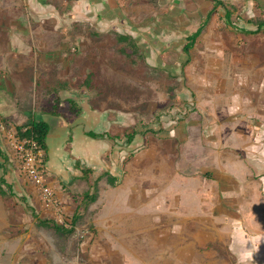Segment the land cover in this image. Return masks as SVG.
Listing matches in <instances>:
<instances>
[{"label": "crops", "instance_id": "crops-1", "mask_svg": "<svg viewBox=\"0 0 264 264\" xmlns=\"http://www.w3.org/2000/svg\"><path fill=\"white\" fill-rule=\"evenodd\" d=\"M161 1L166 6L156 18L138 22L127 20L124 9L115 0H0V47H6L0 52V120L16 131L30 121L50 125L42 161L45 181L67 214L73 210L71 219L77 215L89 217L83 224L98 234L103 233V237L123 239L121 233L133 228L126 225L135 221L136 214H131L137 209H146L148 215L150 211L160 212L155 215L158 228L150 232L155 234V240L168 241L175 236L177 240L209 241L217 238L218 233H225L240 264H250L252 256L264 264V232L252 231V225L257 228L264 223V215L255 210L258 203L264 206V131L261 128L264 106L255 107V102L248 98L244 102L245 94L248 97L260 90L247 89L250 78L242 69L253 59L245 50L249 47L245 37H255L264 30L246 27L250 25V8L254 11L255 5L261 9L264 4L260 2L261 7L252 0H217L221 5L212 0ZM240 5L242 8L233 13V8ZM244 11L245 15L241 13ZM90 12L92 16L100 13L96 21L106 27L128 22V33L148 65L160 68L164 64L175 72H180L184 65L189 75L176 77L190 83L192 93H176L182 97L193 94L199 105L196 111L185 109L183 114L168 119L175 124L171 128L172 136L170 131L161 132L160 137L136 136L123 142L120 148L117 144L120 145L122 136H109L113 135L112 129L120 128L124 122L123 118L116 120V114L120 113L109 111L110 128L103 123L106 130L95 132L101 113L91 114L84 107L89 93L74 87L73 75H35L33 72L34 82L29 80V75H22L31 70L34 60L45 66L47 53L44 57L39 54L38 58H30L35 52L32 47L48 48L49 37L66 32L74 23L89 21ZM116 12L122 15L120 19ZM227 13L230 22L235 16L242 25L245 23L241 30L234 28L232 22L230 25ZM199 29L201 34L190 51L199 59L192 61V56L182 53V48L187 44V37ZM156 31L154 36L149 35ZM196 61L206 64L200 74H197ZM228 64L235 66L236 71L229 68L231 76L224 80L221 75L227 72L223 66ZM27 82L31 88L22 94ZM24 96L30 97L26 106L31 102L26 107L27 115L20 108L25 103ZM190 102L187 108L193 109L194 104ZM55 105L57 110L53 109ZM105 111L108 110H101ZM90 133L102 137L93 139ZM133 140L135 146H132ZM0 176L5 180L1 186L5 190L15 188L22 193L21 186L28 183L39 203L37 191L20 175L2 133ZM85 195L91 198L84 200ZM3 222L0 215V223ZM166 223L174 226L168 227ZM217 225L225 229L217 231ZM183 256L182 251L175 254L179 261Z\"/></svg>", "mask_w": 264, "mask_h": 264}, {"label": "rangeland", "instance_id": "rangeland-1", "mask_svg": "<svg viewBox=\"0 0 264 264\" xmlns=\"http://www.w3.org/2000/svg\"><path fill=\"white\" fill-rule=\"evenodd\" d=\"M254 1L259 6L264 4V0L251 2L254 3ZM116 2L124 9L127 20H138V22L156 18L166 6L161 0H115ZM211 5L213 6L212 2ZM232 7L230 5V8ZM239 8H242V5L234 7L233 13ZM254 8V11L250 8L251 20L249 21L251 22L250 25L246 24L247 28H256L258 21L264 20V5L261 9H258L257 5ZM104 12L105 10L101 11V14ZM241 13L244 14L245 11ZM91 14L90 12L89 21L74 23L66 32H58L49 37L48 43L51 45L48 48L32 47V52H35L30 55V58L35 59L39 57V54L43 56L47 53V57L43 56L45 66H40L39 61L35 63L34 60L31 70L25 71L22 75H29L31 79H28L32 82H34L33 72L35 75H73L75 81L77 78L81 81L86 76L90 77L88 87L91 92H89L88 104H84V107L89 108L90 113L93 111L101 113L100 125L94 131L106 130L103 123H107L110 128L111 121L108 115L116 110L122 114H116L118 117L116 120L123 118L125 123L123 122L118 129H112L113 135L109 136L112 138L122 136L119 137L120 145L117 144L120 148L123 142L126 143L127 136L153 138L160 137L161 132L165 134L166 131H170L169 135L172 136L174 132L171 128L175 124L168 122V119H174L176 115L183 114L185 109L196 111L199 105L195 103V96L191 94V84H186L182 77L180 81L177 80L176 75H189L186 74L184 65L181 66L180 72H175L170 69L172 67L169 68L161 63H159L160 68L157 67L158 65H148L137 43L128 33V22L108 26V28L96 21L98 17H95L100 13L94 16ZM231 22L234 28L240 30L245 25V23L242 25L235 16H232ZM156 33L157 31L149 35L154 36ZM127 36L131 40L122 39ZM254 36L245 37L249 46L245 50L251 53L253 59L242 69L245 70L244 75L250 78V86L247 89L259 88L260 90L254 95L251 91L248 97L245 94L244 102L248 98L251 102H255L254 106L257 107V105L264 106V30ZM5 50L6 47H0V52ZM190 51L188 53L182 51V53L192 56L190 57L192 61L199 59L196 53H190ZM254 60L256 61L253 62ZM36 64L39 66H35ZM197 66V74H200L198 72L202 73V68L206 64L196 61ZM223 67L227 75L224 74L221 77H224V80L229 79L231 76L229 73L232 72L229 68H235V66L228 64ZM4 73L8 71L4 69ZM234 75L238 74L234 72ZM30 86L28 82L27 85L24 83L21 93L27 94ZM50 88H53V85ZM179 91L191 93L188 97L184 95L182 97L177 95L176 92ZM29 98L24 96L25 103L20 107L25 115L29 113L28 108L31 105V102H28L26 106V100ZM188 101L194 104L193 109L187 108L190 105ZM221 107H223L222 104ZM103 109L108 111L101 112ZM38 115L39 113L36 116ZM256 118L263 120L259 116ZM130 121L132 126L129 125ZM6 123L0 120V124L7 126ZM261 128L264 131V123ZM135 144L133 140L132 146ZM31 187L25 182L24 186H21L22 193L15 188L5 190L1 187L5 190L2 189L5 195L0 196V215L4 221L3 224L0 223V264H240L235 251L231 249L229 235L225 233L221 235L218 233L217 238L209 241L177 240L175 236L168 241L155 240V234L150 232L158 228L155 215L160 212L154 214V211L152 213L150 211L148 215L149 211L146 209L141 211L137 209L136 213L131 214H136L135 221L126 225L133 228H129L126 233H121L123 239H114L113 236L103 237V233L98 234L90 226L83 224V221L90 220L89 217L79 215L76 216L77 224L73 232H59L53 226L54 222L43 216L41 207L37 203L36 193ZM255 210L264 215L263 205L258 203ZM68 215L72 217L73 210L69 211ZM163 220H165L164 217ZM40 222L47 224L42 225ZM172 224L166 223V226L172 228L174 226ZM256 226L252 225L253 232H264V223L255 228ZM216 228L217 231L218 228L225 229L221 225H217ZM178 251L184 254L182 261L175 257ZM257 261L258 257L252 256L250 264H259Z\"/></svg>", "mask_w": 264, "mask_h": 264}, {"label": "built area", "instance_id": "built-area-1", "mask_svg": "<svg viewBox=\"0 0 264 264\" xmlns=\"http://www.w3.org/2000/svg\"><path fill=\"white\" fill-rule=\"evenodd\" d=\"M0 133L6 140L10 155L17 163L20 175L37 191L39 203L47 218L65 229H71L72 219L45 181L42 171L43 151L37 142L20 136L15 129L4 124H0Z\"/></svg>", "mask_w": 264, "mask_h": 264}, {"label": "trees", "instance_id": "trees-1", "mask_svg": "<svg viewBox=\"0 0 264 264\" xmlns=\"http://www.w3.org/2000/svg\"><path fill=\"white\" fill-rule=\"evenodd\" d=\"M214 1L217 5H221L222 2L217 1V0H212ZM229 14L227 13L226 18L229 21ZM251 21L248 22V24H250ZM230 25L231 22L229 21ZM257 30H261L264 29V20L258 21V25L256 26ZM201 33V29H199L198 31H196L195 33H193L191 36L187 37V44L184 45V47L182 48V51L184 53H188L191 48L194 45V42L196 40V38L199 36V34ZM123 40H131L129 36L127 37H123ZM90 77H85L84 79H82L80 81V79H76V82L74 83V87L77 89H82V91L89 93L91 92L90 88L88 87L89 83H90ZM190 104L191 102L188 101ZM71 104H74L73 101L69 102ZM54 110H57V106H53ZM51 130V127L48 123L46 122H35V121H30L26 126L23 127H19L17 128V131L19 133L20 136L24 137V138H31L33 140H35L37 142V144L39 145V147L41 148V150L43 151V156H44V150H45V141L47 139V136L49 134ZM89 137L96 139L98 137H102L99 135H94L93 133L89 134ZM133 137L132 136H127V140L130 141ZM45 157V156H44ZM44 157H43V161H44ZM42 162V166H43ZM2 184H5V180L3 178V176H0V196H4L5 192L1 189ZM89 198H91V196L85 195L84 200H88ZM76 216L73 217L72 219V228L71 229H65L63 226L61 225H57L55 223H53V226L56 228L57 231L59 232H73L74 231V227L76 226ZM50 222V221H49ZM47 222V223H49ZM42 225H46V222H40Z\"/></svg>", "mask_w": 264, "mask_h": 264}]
</instances>
